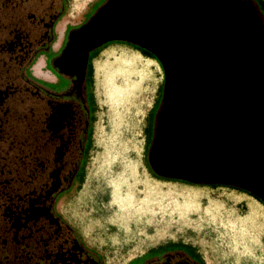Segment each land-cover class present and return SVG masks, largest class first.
Segmentation results:
<instances>
[{
	"label": "rangeland",
	"instance_id": "1",
	"mask_svg": "<svg viewBox=\"0 0 264 264\" xmlns=\"http://www.w3.org/2000/svg\"><path fill=\"white\" fill-rule=\"evenodd\" d=\"M100 1L65 0L64 11L68 15L63 19L78 21ZM116 2L110 0L102 6L103 15L97 20L98 15L83 32L88 39L87 46L103 37L124 35L151 46L168 62L166 101L169 104L160 114L159 140L153 146L152 159L159 160L161 145L167 144L164 149L173 150L181 164L167 163L162 168L164 171H185L195 179H234L233 175L221 173L220 168L217 170L220 154H216L214 147L222 141L220 134L231 133V130L238 132L241 123L233 122V105L237 101L244 106L249 104V61L236 64L243 47L231 38L242 43L246 41V48H243L246 54L242 59L249 60L247 53L254 48H249V42L256 46L249 29L252 23L249 13L231 8L228 0H218L223 6L215 0H200L188 6L180 0H133L132 7L139 13L133 12L132 17L126 11L120 12L115 22L111 20L108 25L105 19L111 11L122 9L125 4L120 5L119 0L118 5H114ZM53 34L57 36L56 31ZM255 39L259 45L264 44L263 36L255 35ZM90 57L92 72L87 90L91 134L82 162V182L76 180L55 202L57 212L74 228L83 243L99 256L102 264L134 263L145 257L149 248L176 241L193 246L204 264H264L262 201L231 184L181 178L169 180L152 175L148 151L154 136V118L156 122L162 104L160 97L165 78L160 61L121 41L104 44L92 51ZM254 57L256 60L257 56ZM124 64L129 67L126 70L129 85L123 86L124 97L119 101L117 114H112L104 88L107 80L101 68L121 70ZM194 66L196 69L192 71ZM176 67L180 68L176 71ZM224 67L232 71L231 84L224 78ZM180 69L187 72L186 82L194 84V90L187 91L188 97L183 99L182 112L178 116L183 122L178 125L172 118L176 109L172 107L170 96L174 93L176 72ZM30 71L39 77L48 75L42 70L40 59L31 65ZM258 121V126L252 124L249 128V173L259 179V174H264V166L260 173L264 141L259 143L257 137L264 136V116ZM174 126L178 131L173 132L170 139L164 131ZM183 148L186 154L197 157L193 159L195 163L187 159L191 158L189 155L187 158L181 156ZM205 152L204 157H210L203 161L213 163L214 170L210 168L209 172L199 173L200 164L197 163ZM124 163L134 166L139 180L137 198L145 203L142 209L128 215L116 212L114 203L108 207V198L102 188L104 173L109 168L118 172ZM251 179L249 187L264 196V188ZM258 179L255 178L257 182ZM259 182L264 185V175ZM151 189L153 194L149 192Z\"/></svg>",
	"mask_w": 264,
	"mask_h": 264
},
{
	"label": "flooded vegetation",
	"instance_id": "2",
	"mask_svg": "<svg viewBox=\"0 0 264 264\" xmlns=\"http://www.w3.org/2000/svg\"><path fill=\"white\" fill-rule=\"evenodd\" d=\"M106 1H100L94 10L91 8L81 20L69 26L54 53L50 51L53 26L63 13L48 25L44 18L35 17L42 26L37 36L21 25L13 27L0 15V264H102L99 256L57 212L55 202L78 177L77 139L88 124L85 116L90 101L87 90L90 53L104 44L121 41L152 54L148 48L124 39L107 40L88 49L83 31L73 34L68 51L69 34L83 26ZM237 1L248 11L252 10L254 25L264 37L263 7L260 10L254 0ZM47 28L51 29L52 39L47 50L40 53L48 54L47 66L57 83L29 76L27 69L38 53L26 68L28 76L38 83L32 86L15 70L30 59L37 47L35 44L44 43ZM32 36L37 41H33ZM37 77L50 79L49 75ZM40 84L50 85L49 92ZM31 112L38 123L41 144L28 143ZM156 122L154 118V127ZM46 138L50 144H45ZM148 166L155 176L173 179L156 174L149 162ZM130 263L204 264L195 249L190 251L182 246L146 254L141 260Z\"/></svg>",
	"mask_w": 264,
	"mask_h": 264
},
{
	"label": "water",
	"instance_id": "3",
	"mask_svg": "<svg viewBox=\"0 0 264 264\" xmlns=\"http://www.w3.org/2000/svg\"><path fill=\"white\" fill-rule=\"evenodd\" d=\"M136 1H138V0H136ZM109 2H110V0H107L105 4H107ZM118 3H119V0H117L116 4H114V5H118ZM218 3L222 5L221 2H218ZM122 4H124L123 8L125 10L123 8L122 9L115 8L113 10H116V11L113 12L111 7L109 8L112 10L111 14L108 15L106 13L108 15V17H107V19H105V20H107L108 25L110 24L109 22L111 20H113L115 22L116 19H114V18L117 15L120 16V12L125 13V11H126V12L130 13V15L132 17H133V12L136 13L135 15H137L139 13V12L135 11L134 8L132 7L133 0H132V3L129 0H120V5H122ZM223 5H224V3H223ZM102 8L103 7H100L89 18V20L83 26H81L77 30L73 31L72 34L70 33L71 35L69 34L68 42L66 44L67 47L69 46V43L72 39V36L76 31L80 32V31L87 30L89 28V26L91 24H93L94 19L98 15H99V17L97 20L100 19V17L104 13V12L102 13V11H101ZM216 8L218 9L217 5H216ZM248 12H249V17L252 20L251 21L252 23L251 24L249 23V29L252 32L251 33L252 39L256 45V46H254V44H252V42H249V48L254 47V48L249 49V53H247V54H249V60L248 59H242V58H244L243 56H245L244 54H246L245 53L246 51H244V49H243V48H246V46H245L246 41L242 43V42L236 40L235 37H233V36L231 38L236 43H239L238 44L239 47H240V45H241V47H243L241 49L243 54L241 55V57H239V59L238 58L236 59V62H238L236 64L239 65L240 63H243L244 60H245V62L249 61V104L247 106H244L243 102L236 100L238 103H236V105L235 104L233 105L234 108L232 107L233 108L232 111H234V112H232V113H234V114H232V116L234 118V121H233L234 124H236V121L241 123L240 126L238 125L239 126L238 128L236 127L238 129V132H240V133H238L237 131L233 132L235 130H231L232 131L231 133L220 134V137L222 136V141L216 145L217 149H215L216 147H214V151L217 150L216 154H220V157L218 160V165H217V170H219V168H220L221 173L224 172V174H226V175H233L234 179H223L220 177L208 178V179H206V178L205 179H202V178L201 179H195L192 176H188L185 171L182 173L176 172V171L170 172L168 170L164 171L162 168L165 167L167 165V163L170 164V163H174V162L177 163L178 162V164H181L180 159L178 160L176 158L177 156L174 155L173 150L168 151L167 149H164V147L167 146V144L161 145L159 160L156 161V159L155 160L152 159L151 153H152L153 146L157 145L158 140H159L156 137L158 134L157 131H158L160 114H161L162 110L164 109L165 104L167 103L166 102V100H167L166 95H167V88L169 85L167 75L169 72L168 69L170 67L167 65L168 62L166 63V61H165L166 59L164 57H161L159 55V53L155 52L153 50V48L151 46H148L146 43L135 40L133 38L125 37L124 35H122V36L111 35V36H107L105 38L103 37V38L99 39V41L92 44L91 46H88V49L96 47V46L100 45L102 42L107 41V40L124 39V40L131 41V42H134L140 46L148 48L152 52V54L160 61L161 65L163 66L165 78H164L163 91H162V104L160 105L158 113L156 115L157 122H156V127H155V135H154V138L152 140L151 146H150L149 151H148V162L150 164V167L152 168V170L156 174L161 175V176H165V177L181 178V179L192 180V181H196V182L205 181V182H219V183H224V184H231V185L243 188L248 192H251L252 194L257 196L258 198H260V200L264 203V196L260 192L255 190L254 188L249 187V180L251 178H253V179H251V180H254L253 183H258L262 188H264V185H261V183L259 182V181H261V177H263V175H264L261 173L262 172L261 168H262V166H264V162H260V173H261V175L259 174V179L257 177H255L256 179L259 180L258 182L253 177V174L249 173V169H250V166H249V149H250V147L249 146L251 144L249 141V128H250V125H252V124L255 126H258V124H260V122L258 120L262 119V116H264V44L259 45L257 43V41L255 39V35H257V36H259V35L262 36V35H261V32L259 30H257L255 25H254V22H253L254 21V18H253L254 14L252 13V10L250 9V11H248ZM83 40H85V39H83ZM224 40L225 39H223V41ZM81 42H83V41H81ZM244 43H245V45H244ZM207 53H209V50L207 51ZM86 56H87V52H86ZM251 56H253V57L257 56L256 60H255V57L251 59ZM170 66H171V64H170ZM172 66H171V68H172ZM178 68H180V67H176V71L178 70ZM181 69L178 72H176V78H177L176 79V85L173 86L174 93H171V96H170L171 97L170 100L172 102V107H173V109L174 108L176 109L174 111L172 118H173L175 124L178 122V125L183 122V120L180 117H178L180 115V113L182 112L181 104L183 103V99L186 96L188 97V92L194 90V88H193L194 84L186 82L188 77L186 76L185 73H187V72L184 73L183 70L181 71ZM195 69H196V67L194 66L192 68V71ZM205 71H206V69L204 70V72ZM224 71H225L224 78H226L227 83L231 84L232 83L231 81H233L232 80L233 78L231 77L232 71L230 72V70H228L227 67H224ZM222 80L224 82L223 78H222ZM176 112L179 114L176 115ZM192 115H195V114H193V112H192ZM172 118H171V120H172ZM251 127H253V126H251ZM176 128H175V126L172 128L168 127L164 131L165 136L172 139V135L174 134L173 132L178 131V129H176ZM214 134H215V132H214ZM257 138L259 140V143L264 141V139H263L264 136H262V135L257 137ZM203 145H206V144H203ZM184 149L185 148H183L181 150V156H186V158H187V156L189 154H186ZM202 150H206V149H204L202 147ZM204 155H206V152H205V154H203V156H201V158L199 159V162L198 163L196 162L198 165L200 164L199 169H198L199 173H202L203 170L206 172L211 171V169L214 170V168H212V167H214L213 163H212V165H211V163H208V162L204 163L207 160L203 161V159L210 157V156L204 157ZM189 156L191 158L188 157L187 159L190 162L195 163L193 159H196L197 157H194L193 155H189ZM215 156L216 155H214V157ZM219 165H220V167H218ZM207 167H209V168H207Z\"/></svg>",
	"mask_w": 264,
	"mask_h": 264
},
{
	"label": "trees",
	"instance_id": "4",
	"mask_svg": "<svg viewBox=\"0 0 264 264\" xmlns=\"http://www.w3.org/2000/svg\"><path fill=\"white\" fill-rule=\"evenodd\" d=\"M182 1L185 5H192L194 2L198 3V1L200 0H180ZM215 3H218V0H215ZM231 5V8H235L236 10L238 9L239 11H243L244 13H249L246 6H244V4L239 3L237 0H228ZM255 4L257 5V7L261 9V7H263L264 9V1L263 0H254ZM64 5H65V0H0V15L4 20H8L13 27L16 26H20L21 28L27 29L29 31V33L31 35H36L37 33H40L42 31V26L41 24L39 25L37 23V19H35V17H42L44 18L46 24L48 25L49 23H51V21L53 22L55 20V18H57L59 15H61L64 12ZM189 9V7L187 8ZM262 14L264 12L261 11ZM32 14L31 17H29L28 15ZM24 23V24H23ZM19 24V25H18ZM28 24V27H27ZM38 24V25H37ZM46 25V26H47ZM48 29V33L47 36L44 40V43L42 45H38L35 44V46H37L36 48H34V52L33 54L30 56V59L28 61H26L20 69L15 70V72L20 71L21 75L23 78L27 79L28 82L33 86L34 84H38L36 83L35 80H33L31 77L28 76L27 72H26V68L29 65V63L31 62L33 56H35L36 54L40 53L41 51H45L48 48V43L51 41L52 39V33H51V29ZM33 41H37L36 39L33 38V36L31 37ZM36 43V42H35ZM143 55H146L148 57L151 58H155V56L149 52L143 51L138 49ZM91 57H89L90 59ZM15 69V68H14ZM91 72H92V68H91V64L89 63L87 66V73H88V82L90 83V79H91ZM40 87L43 88L47 93L49 92V88H51L50 85H42L40 84ZM167 102V101H166ZM34 103L31 102V107ZM169 104V101L165 104V107L167 108ZM164 107V108H165ZM33 110V108H32ZM90 104L88 106V103L86 105V118H87V128L84 130V134H80L79 138L77 139V144H78V149H79V161H78V177L77 180L79 183L82 182V162H83V157L85 156L89 144H90V134H91V128H90ZM163 112V111H162ZM161 112V113H162ZM34 112L30 113V131H29V138H28V143L29 144H41V137H40V132H39V128H38V123L35 122L34 120ZM33 119V120H32ZM32 121V122H31ZM160 122V121H159ZM159 128V126H158ZM159 133V130L157 131ZM48 134V133H47ZM159 134H157L158 138ZM47 137V135H46ZM51 140V139H50ZM48 142V143H47ZM51 142H49V139L46 138L45 144H50ZM33 165V164H32ZM154 177L157 178H161L159 176H155L154 174H152ZM161 179H166V178H161ZM169 180H174V179H169ZM248 195L253 196L256 200L261 201L260 198H258L257 196H255L254 194H252L251 192H248L246 190H244ZM185 247L188 250H193V246H191L190 244H186V243H182L180 241H176V242H166L162 245H158L154 248H149L147 250L148 254L151 253H155V252H160L161 250H167L169 248H173V247Z\"/></svg>",
	"mask_w": 264,
	"mask_h": 264
},
{
	"label": "bare ground",
	"instance_id": "5",
	"mask_svg": "<svg viewBox=\"0 0 264 264\" xmlns=\"http://www.w3.org/2000/svg\"><path fill=\"white\" fill-rule=\"evenodd\" d=\"M66 20L67 19L65 18L59 23L58 29L62 28ZM71 46L72 43L69 45L68 51L71 49ZM115 65L117 66V64ZM125 65L127 64L120 66L121 70H117V67L115 69L111 68L110 70L107 69V66L101 68V73H103L107 80L106 83L104 82V88L109 101V106L111 105L110 108L112 109V114H117V106L120 103L119 101L124 97L123 86L127 87L129 85L127 82L128 74L126 73V70L128 71L129 67ZM38 66L39 63L35 65V67ZM119 77L120 80L117 79ZM134 169L135 168L132 164L124 163L120 171L113 172V170L109 168V170L104 173L106 175L103 176L104 182L102 188H104L105 197L108 198V207L114 203L115 211H120L122 215H128L132 211L142 209L145 204L137 198L138 194L136 193V188L139 180L135 175ZM143 182L148 183L147 181ZM149 192L151 194L154 193L152 189ZM147 203H149V201L146 202V204ZM233 226L234 225L232 224L231 227Z\"/></svg>",
	"mask_w": 264,
	"mask_h": 264
},
{
	"label": "crops",
	"instance_id": "6",
	"mask_svg": "<svg viewBox=\"0 0 264 264\" xmlns=\"http://www.w3.org/2000/svg\"><path fill=\"white\" fill-rule=\"evenodd\" d=\"M68 15L65 11L63 12V14L56 20L54 26H53V32L56 31L57 32V36H54L53 41L50 44V51L51 53L56 52V50L58 49V47L61 45L64 35L68 29L69 26L76 24L79 20H81L83 18L80 17V19L78 21H73L72 19H68L66 20V22L63 24L61 29H58L57 26L59 24V22L63 19L64 16ZM40 59L41 60V64H42V70H44L49 76L50 79L49 80H42L41 78H38L37 76L32 75L31 73L28 72L30 66L37 60ZM47 62H48V54L46 53H40L38 54L34 60L32 61V63L29 65L27 72L29 74V76H31L32 78L42 81V82H48V83H57V78L56 76L51 72V70L48 68L47 66Z\"/></svg>",
	"mask_w": 264,
	"mask_h": 264
}]
</instances>
